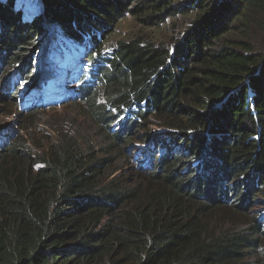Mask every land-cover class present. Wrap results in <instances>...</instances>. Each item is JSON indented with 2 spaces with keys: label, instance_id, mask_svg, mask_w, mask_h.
Returning a JSON list of instances; mask_svg holds the SVG:
<instances>
[{
  "label": "trees",
  "instance_id": "obj_1",
  "mask_svg": "<svg viewBox=\"0 0 264 264\" xmlns=\"http://www.w3.org/2000/svg\"><path fill=\"white\" fill-rule=\"evenodd\" d=\"M181 10L175 42H107L125 16L153 28ZM262 20L264 0H38L30 16L0 0V92L21 129L47 105L20 84L54 32L88 49L66 105L104 143L64 132L39 151L0 132V264H264ZM126 157L144 189L120 178Z\"/></svg>",
  "mask_w": 264,
  "mask_h": 264
},
{
  "label": "rangeland",
  "instance_id": "obj_2",
  "mask_svg": "<svg viewBox=\"0 0 264 264\" xmlns=\"http://www.w3.org/2000/svg\"><path fill=\"white\" fill-rule=\"evenodd\" d=\"M37 4L38 0H16V9L22 10L25 16H30L35 12ZM189 15L190 13H185L181 10L180 13L168 17L163 24L153 28L142 26L130 16H125L116 24L114 33L108 35L107 42L113 44L117 39L133 35H141L155 42H175L178 34L177 29L174 30V27L183 25L184 19ZM262 21V30L264 31V20ZM248 30L249 34L257 33L252 26L248 27ZM49 39V42H44L41 47L43 48L41 51L45 52L44 55L40 53L37 59H34L36 62V68L33 73L34 79L28 83L20 84L22 87L20 99L27 94L35 95L36 99L47 102V105L43 108L44 113L38 118L36 126H31L26 130L21 129L20 118L14 115V108L5 106L4 97L0 92V132L18 131L27 137L30 144L38 145H34V148L39 151L47 147L50 138L53 139L59 133L64 132L89 138L98 147H103V140L96 135L95 127L90 119L82 114L79 108L74 107V104L66 105L67 101L75 97L79 72L89 68L88 61L85 59L88 49L63 41L55 33H52ZM41 41L43 42V40ZM60 41H63V45L56 49L57 44H62ZM51 43L53 47H50ZM253 47V50L248 52L249 54H255V56L264 55V33L256 36ZM50 56H54V58L48 60L47 57ZM151 128L154 130L160 129L155 126ZM47 138L49 139L47 140ZM115 165L120 168V178L128 182L132 187L144 189L147 183L141 177L133 174L129 166L131 163H129L128 157L125 158V161L123 158H119L115 161ZM260 199H263V197L260 196ZM260 207L263 208L262 205ZM211 219L216 221L215 224L217 225L227 221L224 222L223 226H232L231 221L233 218L226 213L213 214ZM251 263L261 264L260 261H252Z\"/></svg>",
  "mask_w": 264,
  "mask_h": 264
},
{
  "label": "clouds",
  "instance_id": "obj_3",
  "mask_svg": "<svg viewBox=\"0 0 264 264\" xmlns=\"http://www.w3.org/2000/svg\"><path fill=\"white\" fill-rule=\"evenodd\" d=\"M54 33V32H53ZM85 48H87V47H85Z\"/></svg>",
  "mask_w": 264,
  "mask_h": 264
}]
</instances>
